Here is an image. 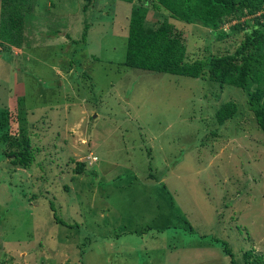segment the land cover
Wrapping results in <instances>:
<instances>
[{
	"label": "rangeland",
	"instance_id": "1",
	"mask_svg": "<svg viewBox=\"0 0 264 264\" xmlns=\"http://www.w3.org/2000/svg\"><path fill=\"white\" fill-rule=\"evenodd\" d=\"M140 2L36 0L20 47L0 43V109L14 132L22 100L31 145L43 146L36 160H48L12 169L0 154V264H227L220 243L236 264H258L256 254L264 263V138L246 94L122 65L129 10ZM145 7L147 24L165 16ZM229 16L221 37L167 21L186 60L208 61L255 26L256 15ZM84 23V38L71 42ZM227 101L235 112L218 124Z\"/></svg>",
	"mask_w": 264,
	"mask_h": 264
},
{
	"label": "trees",
	"instance_id": "2",
	"mask_svg": "<svg viewBox=\"0 0 264 264\" xmlns=\"http://www.w3.org/2000/svg\"><path fill=\"white\" fill-rule=\"evenodd\" d=\"M125 1L133 3V0ZM35 4L36 0H0L1 45L20 47L24 39L25 21L33 12ZM146 4L150 9H161L166 17L164 16L161 21L153 25L145 23L144 16L148 9L145 7ZM85 7L86 5H83L82 9L84 10ZM231 12H234V17L256 15L255 18H251L255 26L243 31V38L233 52L220 56L212 55L208 61L200 58L186 60V48L180 32L167 21V18L184 23H198L204 28L216 30L222 23L230 21ZM87 26L88 24L84 23L79 39L71 40V42L83 39ZM232 27L235 30L241 28L240 25ZM218 32L219 37L223 36L220 28ZM52 33H56V29ZM125 35L122 65L149 72L199 77L219 85L227 84L242 89L246 94L247 107L252 112L254 121L264 138V93L262 89L264 86V0H141L138 5L130 7ZM205 65L206 68H204ZM18 105L16 113L18 127L14 132L9 129L8 112L6 114V111L0 109V143L5 144L6 148L0 151V154L9 156L8 165L12 169L30 170L33 163L42 168V164L48 163V160L43 157V161H37L36 153L43 150V146L31 145V133L35 135L36 131L30 129V123L26 119L28 110L22 107V100L18 101ZM234 112V103L224 102L214 112L216 123H223L231 118ZM69 160L75 164L74 173L85 172L84 161L71 158ZM149 176L157 180V176L152 174ZM43 178L46 179L45 175ZM98 183L103 182L98 181ZM63 188L68 190L66 184ZM40 195H42L40 192L31 194L30 198ZM48 204L49 210H52L49 202ZM52 216L53 222L66 225L62 220L56 219L53 214ZM147 227V229L152 228ZM144 229L146 226L142 230ZM184 229L191 231L192 227L187 224ZM202 236L204 235H200ZM212 239L217 241V238ZM220 245L228 257L227 264H236V258L227 244L220 243ZM250 255L251 249L247 250L243 256L247 258ZM252 256L254 262L264 264L262 255ZM245 263L250 264L247 260Z\"/></svg>",
	"mask_w": 264,
	"mask_h": 264
}]
</instances>
